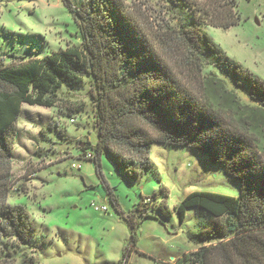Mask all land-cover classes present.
Wrapping results in <instances>:
<instances>
[{"label":"trees","instance_id":"16d2710c","mask_svg":"<svg viewBox=\"0 0 264 264\" xmlns=\"http://www.w3.org/2000/svg\"><path fill=\"white\" fill-rule=\"evenodd\" d=\"M165 2L177 21L161 29L159 41L152 40L122 0H64L79 25L80 45L44 58H0V264H15L16 253L32 248L35 238L25 207L7 200L22 106L51 108L57 90L78 89L86 78L93 84L89 94L96 134L94 158L88 161L97 174L102 178L101 157L107 155L127 180L143 178L153 170V145L202 155L206 169L239 189L236 197L194 192L174 207L180 224L190 211L203 220L191 264H264V82L228 58L205 33V27L237 26L236 3ZM154 198L143 200L135 212L148 213ZM172 215L159 207L156 216H143L138 224L155 220L168 230L165 221Z\"/></svg>","mask_w":264,"mask_h":264},{"label":"rangeland","instance_id":"374dc122","mask_svg":"<svg viewBox=\"0 0 264 264\" xmlns=\"http://www.w3.org/2000/svg\"><path fill=\"white\" fill-rule=\"evenodd\" d=\"M122 1L153 41L177 21L165 0ZM234 1L242 13L239 24L227 30L205 27V33L228 58L264 81V0ZM80 44L79 25L64 0H0V58L5 62L44 58ZM92 88L86 78L78 89L57 90L51 108L22 106L7 200L25 207L35 238L32 248L16 253L15 264H191L198 250L193 240L203 220L190 211L180 224L174 207L194 192L236 197L239 187L206 169V158L196 152L153 145V170L135 181L127 180L123 168L107 155L101 157V175L117 200L115 207L93 164L84 161L87 153L94 156L96 143ZM72 163L82 169H72ZM147 198L154 200L143 216H156L159 207L172 212L165 221L167 231L154 223L138 230L143 216L135 209ZM94 205L108 212L98 213Z\"/></svg>","mask_w":264,"mask_h":264},{"label":"built area","instance_id":"2783aa9c","mask_svg":"<svg viewBox=\"0 0 264 264\" xmlns=\"http://www.w3.org/2000/svg\"><path fill=\"white\" fill-rule=\"evenodd\" d=\"M94 157L92 156V155H90V154H88V155H86L85 157H84V161H86V160H91V159H93ZM78 162H81V161H78ZM71 168L72 169H74V170H81L82 169V167H81V164L80 163H72V165H71ZM94 209H95V211L96 212H98V213H101V214H106L107 212H108V209H107V207H105V206H96V205H94Z\"/></svg>","mask_w":264,"mask_h":264},{"label":"crops","instance_id":"0c3cea01","mask_svg":"<svg viewBox=\"0 0 264 264\" xmlns=\"http://www.w3.org/2000/svg\"><path fill=\"white\" fill-rule=\"evenodd\" d=\"M150 223H154L156 226H158L159 227V225H160V227L161 228H163L165 231H167L166 230V228L164 227V226H162L159 222H157V221H155V220H147V221H145V222H143L142 224H141V226L138 228V230H140L141 229V227L142 226H144V225H149ZM140 231H142V229L140 230ZM154 234H152V237L151 238H154ZM146 238V239H145ZM144 239L145 240H149V238H150V235H148V236H146ZM140 242H141V240H140ZM157 261V260H156Z\"/></svg>","mask_w":264,"mask_h":264},{"label":"flooded vegetation","instance_id":"af4514ba","mask_svg":"<svg viewBox=\"0 0 264 264\" xmlns=\"http://www.w3.org/2000/svg\"><path fill=\"white\" fill-rule=\"evenodd\" d=\"M234 11L237 13L238 17H239V21L240 19L242 18V13L240 12V10H236L235 7H234ZM255 23L256 25H260L261 23L258 22V19L256 18L255 19ZM239 24V23H238ZM249 72V71H248ZM251 73V72H250ZM252 75H254L253 73H251ZM255 76V75H254ZM257 78V77H256ZM259 79V78H258ZM262 81V80H261ZM264 82V81H263Z\"/></svg>","mask_w":264,"mask_h":264},{"label":"water","instance_id":"95a60500","mask_svg":"<svg viewBox=\"0 0 264 264\" xmlns=\"http://www.w3.org/2000/svg\"><path fill=\"white\" fill-rule=\"evenodd\" d=\"M81 146H83V145H81ZM93 168H94V165H93Z\"/></svg>","mask_w":264,"mask_h":264}]
</instances>
